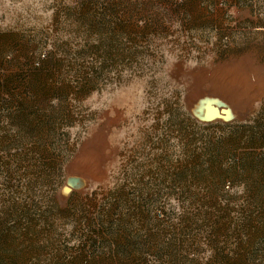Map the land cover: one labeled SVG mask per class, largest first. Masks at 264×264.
<instances>
[{"label":"rangeland","instance_id":"rangeland-1","mask_svg":"<svg viewBox=\"0 0 264 264\" xmlns=\"http://www.w3.org/2000/svg\"><path fill=\"white\" fill-rule=\"evenodd\" d=\"M0 264H264V0H0Z\"/></svg>","mask_w":264,"mask_h":264},{"label":"built area","instance_id":"built-area-1","mask_svg":"<svg viewBox=\"0 0 264 264\" xmlns=\"http://www.w3.org/2000/svg\"><path fill=\"white\" fill-rule=\"evenodd\" d=\"M44 57H46V54L45 53H41L39 55V58L43 59ZM39 60V59H38ZM35 64H39L37 61L35 62Z\"/></svg>","mask_w":264,"mask_h":264}]
</instances>
